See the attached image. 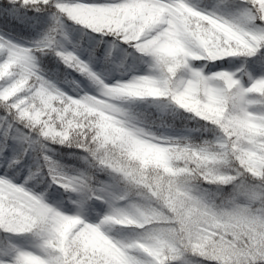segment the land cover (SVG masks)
<instances>
[{
    "label": "snow or ice",
    "instance_id": "obj_1",
    "mask_svg": "<svg viewBox=\"0 0 264 264\" xmlns=\"http://www.w3.org/2000/svg\"><path fill=\"white\" fill-rule=\"evenodd\" d=\"M0 264H264V0H0Z\"/></svg>",
    "mask_w": 264,
    "mask_h": 264
}]
</instances>
